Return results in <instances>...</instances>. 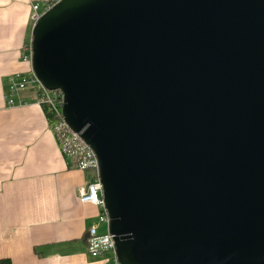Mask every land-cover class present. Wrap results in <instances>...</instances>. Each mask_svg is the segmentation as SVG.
Here are the masks:
<instances>
[{
  "label": "water",
  "instance_id": "1",
  "mask_svg": "<svg viewBox=\"0 0 264 264\" xmlns=\"http://www.w3.org/2000/svg\"><path fill=\"white\" fill-rule=\"evenodd\" d=\"M32 37L121 264H264V0H61Z\"/></svg>",
  "mask_w": 264,
  "mask_h": 264
},
{
  "label": "crops",
  "instance_id": "2",
  "mask_svg": "<svg viewBox=\"0 0 264 264\" xmlns=\"http://www.w3.org/2000/svg\"><path fill=\"white\" fill-rule=\"evenodd\" d=\"M50 1L0 0V260L106 264L87 246L90 227L108 232L101 209L78 196L92 173L64 156L35 88L20 93L26 104L8 103L12 81L32 69L34 6Z\"/></svg>",
  "mask_w": 264,
  "mask_h": 264
},
{
  "label": "built area",
  "instance_id": "3",
  "mask_svg": "<svg viewBox=\"0 0 264 264\" xmlns=\"http://www.w3.org/2000/svg\"><path fill=\"white\" fill-rule=\"evenodd\" d=\"M61 0H51L40 12V5L34 6L36 13V21L42 14L49 11ZM31 57V56H30ZM18 81H12L8 97L10 105L16 104V99L19 98L20 93L26 90L29 85H34L38 95L39 104L50 105L58 115H62V108L64 104V95L60 90L49 91L38 81L36 74L31 69L26 74H18ZM50 93L53 95L50 96ZM21 104H26L23 99L19 98ZM53 132L56 135L60 149L64 156L72 163L76 169L91 172L92 177L88 183L79 187L78 196L81 203L93 204L101 209L104 215V220L109 224V216L105 211V203L103 199L104 186L99 174V161L94 150L85 143V141L76 133H74L63 117V120L56 123L53 127ZM88 251L91 257L101 259L106 264H121L117 256V244L115 237L108 231L106 234H100L96 226L88 229Z\"/></svg>",
  "mask_w": 264,
  "mask_h": 264
},
{
  "label": "trees",
  "instance_id": "4",
  "mask_svg": "<svg viewBox=\"0 0 264 264\" xmlns=\"http://www.w3.org/2000/svg\"><path fill=\"white\" fill-rule=\"evenodd\" d=\"M42 106L51 127L63 120L62 115H58V113L50 105L43 104ZM0 264H11V262L9 260H0Z\"/></svg>",
  "mask_w": 264,
  "mask_h": 264
},
{
  "label": "rangeland",
  "instance_id": "5",
  "mask_svg": "<svg viewBox=\"0 0 264 264\" xmlns=\"http://www.w3.org/2000/svg\"><path fill=\"white\" fill-rule=\"evenodd\" d=\"M42 6H44V5H42ZM31 88H34V85H29L28 89H31ZM52 95L53 94L50 93V96H52ZM100 220L102 222L103 233H106L108 231V223L104 220V215L103 214H101V219Z\"/></svg>",
  "mask_w": 264,
  "mask_h": 264
}]
</instances>
